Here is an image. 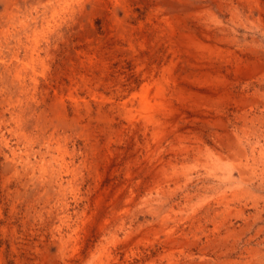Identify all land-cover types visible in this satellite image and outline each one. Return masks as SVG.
I'll return each instance as SVG.
<instances>
[{"label": "rangeland", "instance_id": "rangeland-1", "mask_svg": "<svg viewBox=\"0 0 264 264\" xmlns=\"http://www.w3.org/2000/svg\"><path fill=\"white\" fill-rule=\"evenodd\" d=\"M0 264H264V0H0Z\"/></svg>", "mask_w": 264, "mask_h": 264}]
</instances>
